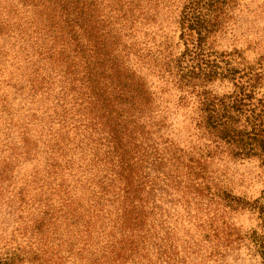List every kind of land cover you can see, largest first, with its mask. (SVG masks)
<instances>
[{
	"label": "trees",
	"instance_id": "trees-1",
	"mask_svg": "<svg viewBox=\"0 0 264 264\" xmlns=\"http://www.w3.org/2000/svg\"><path fill=\"white\" fill-rule=\"evenodd\" d=\"M36 1L34 39L47 68L30 73L28 93L49 100L56 80L64 93L61 101L67 102L56 105L62 113L59 133L46 129L50 138L43 149L28 137L27 125L5 124L14 117L0 110L6 131L1 136L0 130V223L6 221L4 215L12 218V232L23 244L11 239L7 249L0 248V264H186L193 252L186 246L182 257L184 250L179 252L172 235L167 236L165 228H174L168 226L165 206L200 211L214 198L231 211H257L262 232L241 237L230 229L219 236L216 228L204 240L225 249L247 240L264 264V196L247 203L225 191L214 192L207 168L220 155L264 157V99L255 100L264 68L238 70L204 50L234 0H185L177 16L185 49L178 55H172L166 42L146 53L135 51L132 42L123 43L135 36L136 24L154 23L163 0ZM150 74L178 93V107L194 105L190 120L199 147L182 148L164 139L170 113L160 108ZM223 80L234 89L220 96L209 86ZM65 104H70L68 110ZM70 115L72 126L65 124ZM13 128L18 129L19 148L9 139ZM71 131L82 137L75 147L67 136ZM83 142L92 157L82 160L89 159L85 164L90 168L82 169V163L72 169V163L63 169L71 162L67 153L83 150ZM38 153L50 161L41 184L34 181L37 193L29 198L25 188L16 186L11 161ZM218 247L208 258L222 257Z\"/></svg>",
	"mask_w": 264,
	"mask_h": 264
},
{
	"label": "rangeland",
	"instance_id": "rangeland-1",
	"mask_svg": "<svg viewBox=\"0 0 264 264\" xmlns=\"http://www.w3.org/2000/svg\"><path fill=\"white\" fill-rule=\"evenodd\" d=\"M184 2L185 0L159 1L154 23L136 24L135 36L132 35L123 43L132 42L135 51L140 50L146 53L154 51L160 42H166L171 46L172 55L182 53L185 46L180 39L181 29L177 23V16L178 9ZM38 4L36 0H0V110H8L14 117L12 121L6 120L5 124L17 122L18 125H27L26 129L30 131L28 137L31 141L36 140L38 147L43 149V143L50 138L46 136V129H51V135L59 133L58 121L62 113L56 105L66 103L67 100L61 101V94L64 93L60 92L61 84L56 80L52 84L49 100H46L44 95H36L32 98L28 93L30 80L33 78L30 73L38 70L42 74L43 69L47 68L46 62L37 55L38 44L34 39V25L37 21L33 22V20L37 18L33 8H37L34 5ZM233 4L234 8L229 12L228 18L224 19L219 30L207 39L204 50L211 54V59L217 57L219 61L223 58L225 61L229 60L231 66L238 70L246 71V68H251L260 71V65L264 68V0H234L231 5ZM136 57L131 56L130 59ZM221 65L224 66L222 62ZM45 72L48 73V71ZM45 72L44 75H47ZM148 80L152 83L153 91L156 92L158 102L161 104L160 108L164 107L165 112L170 113V132L164 139L176 141L175 144L182 148L199 147L201 142L190 120L193 116L194 105L190 103L186 107H178L176 105L178 93L169 84L165 85L151 74ZM209 87L220 96L232 93L234 89L228 80L214 81ZM257 99H264V80L256 89L255 100ZM69 108L70 104H65V109ZM3 118L6 119L4 115ZM74 119L73 115L68 116L65 124L72 126ZM0 123L1 136H3L6 131L3 128L4 124ZM17 131V128H13L9 139L17 143L19 148ZM67 136L70 142H75L73 147L82 138L81 135L77 136L72 131ZM82 147L83 150L76 149L74 154L67 153L65 159L69 161L71 159V162L64 165L63 169L72 163H74L72 169H76V166L82 163H84L81 165L82 169L90 168L85 164L89 159H82L83 157L91 158L92 155L85 147V142ZM92 152L98 153L95 150ZM102 152L100 151V154ZM8 153L4 152L2 156H8ZM29 158L27 160L23 157L13 159L11 165L14 164L13 176L16 179V186L25 188L27 196L32 198L37 193L34 181H40L41 184L45 176V163L50 159L43 153ZM207 168L211 176L210 189L212 191H225L232 197L247 203L263 200L264 157L238 160L220 155L211 158ZM67 172L64 171V178H67ZM77 177H80V172ZM71 180L70 178L69 181ZM165 207L168 210V226L174 228L173 232L165 228L167 236L172 235V241L179 252L184 250L180 254L182 257L186 255V246L190 247L187 250L188 253L193 252L189 260H185L186 264H262V260L247 240L236 241L225 249L221 243L207 242L203 238L207 231L208 236L212 238V230L216 228L215 232L219 236L230 229L235 230L241 237L252 231L261 233V221L257 211L247 209L231 211L217 198L208 202L207 206L203 205L200 209L201 214L200 211H196L195 207H192L191 211L171 203ZM4 211L5 208H2V213ZM4 217L6 221L3 224L0 223V248L7 249L11 239L23 247L20 237L12 232L14 229L12 218L5 215ZM23 222L19 225H23ZM210 224L212 229H208ZM199 225L204 228L198 227ZM15 245L17 244L13 243L12 247ZM216 245L219 246L218 252L222 257L208 258L211 252L216 251Z\"/></svg>",
	"mask_w": 264,
	"mask_h": 264
}]
</instances>
